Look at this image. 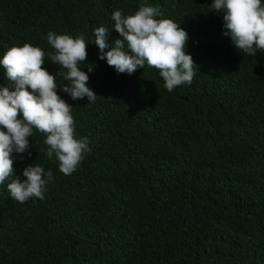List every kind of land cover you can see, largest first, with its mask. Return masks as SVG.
Masks as SVG:
<instances>
[{
	"label": "trees",
	"instance_id": "16d2710c",
	"mask_svg": "<svg viewBox=\"0 0 264 264\" xmlns=\"http://www.w3.org/2000/svg\"><path fill=\"white\" fill-rule=\"evenodd\" d=\"M212 3L0 0V59L29 43L45 51L57 84L67 83L47 34H84L78 67L97 94L73 100L57 88L72 105L76 138L88 139L72 174L47 157L35 129L28 150L13 153V179L26 180L35 163L54 179L43 199L25 203L11 198V178L0 184V264H264V51L237 50ZM141 5L187 32L191 84L169 92L155 68L117 73L99 58L94 30L105 27L112 46L122 39L114 11ZM0 85H11L2 65Z\"/></svg>",
	"mask_w": 264,
	"mask_h": 264
},
{
	"label": "clouds",
	"instance_id": "9594fccd",
	"mask_svg": "<svg viewBox=\"0 0 264 264\" xmlns=\"http://www.w3.org/2000/svg\"><path fill=\"white\" fill-rule=\"evenodd\" d=\"M210 9L222 13L224 35L230 36L237 50L252 57L258 50L264 51L261 0H213ZM162 16L158 8L145 5L127 16L116 10L112 20L122 39L110 46L109 31L101 26L94 30V43L100 50L99 58L106 59L117 73L132 74L147 65L159 70L164 87L172 92L178 86L191 84L195 64L186 53L187 32L172 19L159 18ZM47 42L54 49L49 59L66 70L60 75L67 83L57 84L55 75L43 67L45 51L29 43L9 48L0 59L11 82L10 86L0 85V184L11 178L7 189L11 198L20 203L33 197L43 199L46 185L54 179L52 171L46 172L38 163L23 170L27 177L23 182L19 177L12 178L13 153L28 150L33 129L46 136L47 157L51 159L55 154L59 170L65 175L72 174L89 151L88 139L75 136L72 105L57 92L62 86L73 100H96L97 94L88 87V73L78 67L87 59L88 43L84 34L73 38L53 31L47 34Z\"/></svg>",
	"mask_w": 264,
	"mask_h": 264
}]
</instances>
